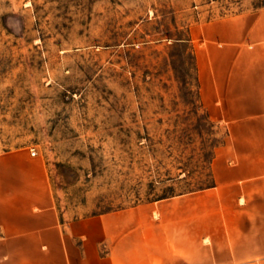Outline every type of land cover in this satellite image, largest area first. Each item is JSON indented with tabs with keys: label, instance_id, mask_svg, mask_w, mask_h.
I'll return each mask as SVG.
<instances>
[{
	"label": "rangeland",
	"instance_id": "1",
	"mask_svg": "<svg viewBox=\"0 0 264 264\" xmlns=\"http://www.w3.org/2000/svg\"><path fill=\"white\" fill-rule=\"evenodd\" d=\"M256 11L264 0H0V156L44 162L59 217L57 245L0 238V264H264V189L210 188L226 129L196 60V27Z\"/></svg>",
	"mask_w": 264,
	"mask_h": 264
},
{
	"label": "crops",
	"instance_id": "2",
	"mask_svg": "<svg viewBox=\"0 0 264 264\" xmlns=\"http://www.w3.org/2000/svg\"><path fill=\"white\" fill-rule=\"evenodd\" d=\"M196 36L200 99L210 119L226 129L211 163L210 188L247 196L251 184H258L263 191L264 11L211 19L196 27ZM0 231L9 244L59 243L58 211L43 161L0 156Z\"/></svg>",
	"mask_w": 264,
	"mask_h": 264
},
{
	"label": "trees",
	"instance_id": "3",
	"mask_svg": "<svg viewBox=\"0 0 264 264\" xmlns=\"http://www.w3.org/2000/svg\"><path fill=\"white\" fill-rule=\"evenodd\" d=\"M197 92H198V84H197ZM209 175H210V177L212 178V182H213V177H212V172H211L210 165H209Z\"/></svg>",
	"mask_w": 264,
	"mask_h": 264
},
{
	"label": "built area",
	"instance_id": "4",
	"mask_svg": "<svg viewBox=\"0 0 264 264\" xmlns=\"http://www.w3.org/2000/svg\"><path fill=\"white\" fill-rule=\"evenodd\" d=\"M34 153H35V151L33 150V151H32V154H34Z\"/></svg>",
	"mask_w": 264,
	"mask_h": 264
}]
</instances>
